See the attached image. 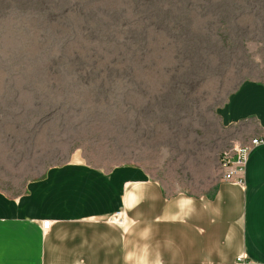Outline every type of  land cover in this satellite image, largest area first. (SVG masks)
Wrapping results in <instances>:
<instances>
[{
  "label": "rangeland",
  "instance_id": "rangeland-1",
  "mask_svg": "<svg viewBox=\"0 0 264 264\" xmlns=\"http://www.w3.org/2000/svg\"><path fill=\"white\" fill-rule=\"evenodd\" d=\"M245 81L264 83V0H0V192L80 160L212 196L258 133L219 113Z\"/></svg>",
  "mask_w": 264,
  "mask_h": 264
},
{
  "label": "crops",
  "instance_id": "crops-1",
  "mask_svg": "<svg viewBox=\"0 0 264 264\" xmlns=\"http://www.w3.org/2000/svg\"><path fill=\"white\" fill-rule=\"evenodd\" d=\"M247 120L263 142L245 182L212 196L168 195L140 172L0 198V264H264V91L224 125Z\"/></svg>",
  "mask_w": 264,
  "mask_h": 264
},
{
  "label": "bare ground",
  "instance_id": "bare-ground-1",
  "mask_svg": "<svg viewBox=\"0 0 264 264\" xmlns=\"http://www.w3.org/2000/svg\"><path fill=\"white\" fill-rule=\"evenodd\" d=\"M264 91V83L256 81H245L241 83L235 91L229 96L226 103L220 108L222 123L225 124L240 110L248 105L253 99ZM143 172L135 166H118L112 170H102L92 167L83 161H68L62 166L50 168L46 177L28 184L26 192L32 193L59 187H65L75 184L92 182L102 179L119 177ZM10 197L0 192V198ZM46 221L43 222V229Z\"/></svg>",
  "mask_w": 264,
  "mask_h": 264
},
{
  "label": "built area",
  "instance_id": "built-area-1",
  "mask_svg": "<svg viewBox=\"0 0 264 264\" xmlns=\"http://www.w3.org/2000/svg\"><path fill=\"white\" fill-rule=\"evenodd\" d=\"M263 142L262 138L255 137L244 145H234L230 150L225 151L220 157V168L224 181L243 184L245 182V169L251 149ZM50 222L46 221L45 228H49Z\"/></svg>",
  "mask_w": 264,
  "mask_h": 264
},
{
  "label": "snow or ice",
  "instance_id": "snow-or-ice-1",
  "mask_svg": "<svg viewBox=\"0 0 264 264\" xmlns=\"http://www.w3.org/2000/svg\"><path fill=\"white\" fill-rule=\"evenodd\" d=\"M0 250H2V249H0Z\"/></svg>",
  "mask_w": 264,
  "mask_h": 264
}]
</instances>
